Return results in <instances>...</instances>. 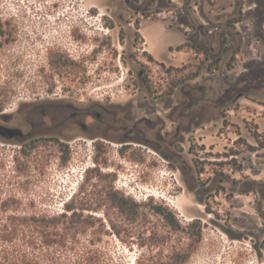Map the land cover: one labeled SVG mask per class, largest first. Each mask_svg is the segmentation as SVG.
<instances>
[{
	"label": "rangeland",
	"instance_id": "374dc122",
	"mask_svg": "<svg viewBox=\"0 0 264 264\" xmlns=\"http://www.w3.org/2000/svg\"><path fill=\"white\" fill-rule=\"evenodd\" d=\"M47 100L96 108L120 138L78 134L66 159L0 139L4 196L26 212H60L81 183L113 178L147 217L126 226L140 237L104 236L121 264H174L192 243L156 203L201 227L181 264H264V0H0V119L17 123L22 107Z\"/></svg>",
	"mask_w": 264,
	"mask_h": 264
},
{
	"label": "trees",
	"instance_id": "16d2710c",
	"mask_svg": "<svg viewBox=\"0 0 264 264\" xmlns=\"http://www.w3.org/2000/svg\"><path fill=\"white\" fill-rule=\"evenodd\" d=\"M193 47L196 52H202L205 59L208 58V48L200 43L193 44ZM145 55L147 60H155L147 51ZM160 64L163 66V63ZM170 68L172 67L167 69ZM201 68L198 65L193 71L174 77L163 91L164 94H172L179 84L196 78ZM208 70H211V67ZM145 86L150 90L147 82ZM258 142L264 147V142ZM61 150L63 159H66L67 149ZM100 174L96 172V175ZM103 176L109 178L111 175ZM112 183L113 178H109L106 184L100 186L91 182L81 183L77 191L63 201L62 210L53 213L26 212V209L22 208V202L14 195L4 196L0 186V264H121L107 252L103 245L104 236L111 230L122 242H127V237H140V232L127 231L126 226L134 223L143 225L147 217L140 211L143 204L116 189ZM95 193H98L97 201H93ZM150 207L170 230H190L187 232L192 238V243H188L186 251L175 259L174 264H181L201 239L200 225L191 222L183 227L168 207L157 203L151 204ZM101 209L105 213L108 210L116 212L117 218L106 215L105 219H102L83 213L85 210L96 212ZM140 240L138 244L142 246L144 243Z\"/></svg>",
	"mask_w": 264,
	"mask_h": 264
},
{
	"label": "flooded vegetation",
	"instance_id": "af4514ba",
	"mask_svg": "<svg viewBox=\"0 0 264 264\" xmlns=\"http://www.w3.org/2000/svg\"><path fill=\"white\" fill-rule=\"evenodd\" d=\"M19 112L21 116L17 123L0 119V139L21 143L23 152L44 144L56 150L69 149L73 139L82 138L78 134L84 138H120L119 134L112 132L113 126L106 124L96 108L89 109V105H73L69 100H47L26 105Z\"/></svg>",
	"mask_w": 264,
	"mask_h": 264
},
{
	"label": "crops",
	"instance_id": "0c3cea01",
	"mask_svg": "<svg viewBox=\"0 0 264 264\" xmlns=\"http://www.w3.org/2000/svg\"><path fill=\"white\" fill-rule=\"evenodd\" d=\"M158 23V22H157ZM159 24V23H158ZM161 27H163V28H168V29H171V30H173L172 28H170V27H168L167 25H165L164 23H160L159 24ZM173 31H175V30H173ZM177 32V31H176ZM177 33H179V32H177ZM144 36V40H143V42H144V47H145V49L147 50V52L148 53H150L152 56H155L151 51H150V49H149V47H148V43H147V38L145 37V34L143 35ZM180 42V41H179Z\"/></svg>",
	"mask_w": 264,
	"mask_h": 264
}]
</instances>
